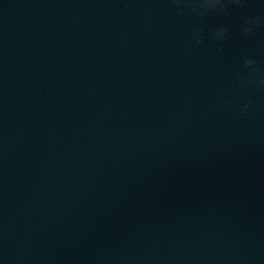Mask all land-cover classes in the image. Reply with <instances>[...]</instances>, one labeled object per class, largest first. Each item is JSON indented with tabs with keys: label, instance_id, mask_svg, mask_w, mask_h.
<instances>
[{
	"label": "water",
	"instance_id": "obj_1",
	"mask_svg": "<svg viewBox=\"0 0 264 264\" xmlns=\"http://www.w3.org/2000/svg\"><path fill=\"white\" fill-rule=\"evenodd\" d=\"M129 6L0 0V264H264V93L235 81L264 70V26L240 34L264 0Z\"/></svg>",
	"mask_w": 264,
	"mask_h": 264
},
{
	"label": "clouds",
	"instance_id": "obj_2",
	"mask_svg": "<svg viewBox=\"0 0 264 264\" xmlns=\"http://www.w3.org/2000/svg\"><path fill=\"white\" fill-rule=\"evenodd\" d=\"M122 2L125 4L124 11H131L130 0H122ZM169 2L178 15L205 21L210 15L226 16L234 8H243L249 0H169ZM262 26H264V17L246 16L240 25V34L245 38L250 37ZM230 35L228 27L224 24H218L211 30H208L203 24H199L193 27L190 38L195 45H203L206 40L223 45ZM235 81L241 89L252 88L264 93V70L259 67L254 58L243 57L241 59L240 70L235 74ZM221 103L225 108L231 107V101L228 99L222 100ZM259 109L260 105L251 98L238 106L240 115L249 119H255Z\"/></svg>",
	"mask_w": 264,
	"mask_h": 264
}]
</instances>
